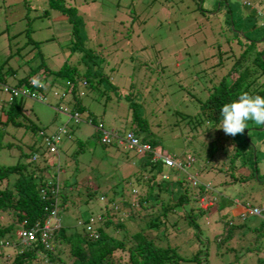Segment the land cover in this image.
I'll list each match as a JSON object with an SVG mask.
<instances>
[{
	"label": "trees",
	"instance_id": "16d2710c",
	"mask_svg": "<svg viewBox=\"0 0 264 264\" xmlns=\"http://www.w3.org/2000/svg\"><path fill=\"white\" fill-rule=\"evenodd\" d=\"M248 1L251 2V0ZM203 3L204 0H201L199 13H202L207 21L211 15L218 17L219 12L222 15L223 25L219 24L218 27L215 25L213 31L209 29V34L206 32V35L203 34L197 38L200 41L215 42L214 44L211 42L209 46L212 48L211 56H216V59L214 62L202 64L195 72L203 81L202 90L205 92L204 98L198 100L196 114L199 117L196 118L193 114H180L179 118L188 123L190 129L200 127L201 120L210 129H219L222 121L220 110L225 103L237 100L242 92H248L253 96H264V24L259 23L254 10L246 4H241L240 18L236 19L237 24L234 26L235 22H233L232 11L227 0H215V3L206 8L202 7ZM47 6L62 14L70 22L71 30L67 51L68 56L75 53L74 59L68 63L66 60L68 58H66L56 69H50L37 52L39 58L34 59V62L32 58L36 54L23 61L27 71L21 74L18 73L20 63L16 66L5 64L9 57L8 53L6 58L0 61V93L5 94L2 90L3 86H6L7 90L26 88L28 91H44L45 88H50L58 102L65 100L66 105L69 106L68 109H75L77 112L86 110L82 103L84 94L98 92V96L104 94L106 99V93H112L113 100L124 104L125 110L130 114L132 124L126 123L122 129L131 131L140 143L147 144L150 152L154 148L160 154H168L160 150L157 137L154 136L152 128L148 127L147 119L143 116L142 102L146 100L142 90H140L141 97L137 101L132 84H129L124 91L109 81L106 69L103 71L102 57H99L92 48L84 45L86 38L83 31L79 30L82 22L75 14L73 7L66 5L65 0H47ZM217 22L218 19L216 24ZM242 22L248 23V26L241 31L242 27L244 28ZM205 24L207 25V22ZM256 24L259 25L261 31L254 29ZM193 31H198L197 26ZM207 36L208 39H206ZM34 44L36 46V42ZM200 60L207 59L202 57ZM107 63L108 60L105 64ZM137 64L138 71L142 69L141 66L144 63L139 61ZM160 67L165 68L166 65ZM180 71H182L181 68L175 74ZM34 80L38 83L34 84ZM157 88L160 89V86H155V91ZM161 94L156 93L152 97L158 99L161 98ZM26 98L28 96L20 93L9 100L6 94L3 99H0V147L14 144L8 140L5 142L1 140L3 134L6 133V126L21 129V135L27 134L30 140L26 145L27 151L23 148V141L15 143L18 149L16 162L0 164V214L3 217L0 220V240L7 243L6 245L0 244L1 264H34L35 262L42 264H212L209 250L218 254L222 253L224 251L221 250L223 241H228L231 237L233 239L238 229L250 225L246 219H243L245 216L234 220L228 212L217 211L215 220L220 223L219 231L214 232L212 237L205 232L202 237L200 233L198 217L206 221L209 207L206 209L199 207L198 199L201 196L210 199L213 195H217L216 192L220 191L218 186L221 185L210 184V181L203 177L205 171L227 173L234 181H242L254 175L256 159H253V145L248 137L242 140L239 137V140L234 143V137L227 135L230 139L229 144L228 142L224 144L227 151L218 152L214 156L207 151L201 161H197L198 156L192 153L186 152L181 157L172 153L179 163V168L164 165L159 158H148L147 153L137 158L135 149L123 146L125 150L134 151V156L140 166L138 167L145 168L149 173L144 179L146 184L144 195L138 197L136 202H132L129 198L123 197L120 189L118 192L113 190L112 187L118 184L115 182L111 185V193L104 198L101 205L98 204L99 213L92 215L94 218L91 219V226L95 237L84 228L85 223L88 222L87 216H80L76 220L78 230L63 227L61 224L54 228L49 239L50 249L43 248L37 241L33 242L32 246L31 243L28 245L21 243L15 233L16 230L20 226L28 227L35 221L40 222L53 204L60 209L68 200L67 193L74 184L67 178H56V172L53 169L49 171L46 166L38 167L32 162L39 156H45L43 152L46 133L42 126L35 124L25 114L23 99ZM55 109L63 111L66 107L56 104ZM174 112L178 113L176 110ZM86 117L84 120H89L92 127L100 122L89 112ZM248 124V129L254 130L262 126L263 129L260 132L264 131V125H256L252 121ZM198 131L204 133L206 128H199ZM91 136L100 145L104 144L100 141L101 131L99 129L93 130ZM208 136L210 138L211 134ZM63 137L68 138L69 133H62L60 140ZM110 143L114 144V147L119 146L111 140L106 144ZM185 155L191 157L189 162L184 160ZM184 163H187V166ZM247 165L251 171L246 175L235 173V168ZM163 166L169 171L164 172ZM178 170H181L184 175L195 174L197 184L195 186L189 184V186L186 184L188 180L182 179V183L179 179L170 178V175ZM163 173H166L165 178H162ZM138 178H141V175ZM206 183L209 186L207 188ZM174 185L177 187L173 188ZM54 187L56 190L52 193L51 189ZM92 189L86 190L85 193L83 191L86 198L90 199L98 187L95 186ZM106 194V191H99L97 199L98 196L103 198ZM222 200L224 199L219 200L218 208L223 207ZM249 205L250 207L255 206L253 203ZM260 225H264L263 218H258L256 228ZM188 231L195 239L194 244L191 242L193 237L189 236ZM13 237L16 239L14 243ZM252 238L244 244L243 252L247 254L248 251L259 250ZM16 245L19 247L17 248ZM187 245L194 247L187 252L184 250ZM4 247L10 251H4L2 249ZM232 248L233 244L225 250L230 251ZM4 260L7 263H4ZM256 264H264V259H257Z\"/></svg>",
	"mask_w": 264,
	"mask_h": 264
},
{
	"label": "rangeland",
	"instance_id": "374dc122",
	"mask_svg": "<svg viewBox=\"0 0 264 264\" xmlns=\"http://www.w3.org/2000/svg\"><path fill=\"white\" fill-rule=\"evenodd\" d=\"M227 1L231 11L234 12L231 14L235 22L237 18H240L239 12L242 10L243 0ZM213 3L215 0H204L202 7H209ZM65 4L73 7L75 14L79 16L82 22L79 30L83 31L86 38L84 45L92 48L99 57H102L104 62V69H102L103 71L106 69L109 81L124 91L129 84H132L137 101L141 97L140 90H142L146 100L142 102L143 116L147 119L148 127L152 128L154 136L157 137L160 150L168 154L173 153L177 157H181L186 152L192 153L198 156L197 161H201L207 151L211 156L227 151L224 144L226 142L229 144L230 139L223 130L210 129L202 120L200 127L190 129V125L179 118L180 114H193L194 117H199L196 114L198 100L204 98L205 92L202 90L203 81L195 72L202 64L214 62L216 56H211L212 48L209 44L211 45L212 41H200L197 38L203 34L206 35L210 28L213 31L215 25L216 27L219 24L223 25L221 12L217 14L218 17L211 15L207 21L203 14L199 13L201 0H65ZM259 4L261 6L263 2ZM235 6L239 7L237 11ZM236 24L235 22L234 26ZM242 24L244 28L242 27L241 31L248 26L246 22ZM195 26L198 31H193ZM258 26L256 24L254 29L258 30ZM70 28V22L62 14L48 8L47 0H0V61L9 53L5 64L16 66L20 63L18 73L21 74L27 71L23 61L36 54L32 58L34 62L39 58L37 52L50 69H56L66 58L69 63L75 56V53L68 56L67 51ZM208 38L207 36L206 39ZM214 43L213 41L212 44ZM202 57L207 60H200ZM107 60L108 63L105 64ZM139 61L144 64L141 66L142 69L137 71ZM161 65H166V67L162 68ZM180 68L182 71L175 74ZM8 82L11 81L8 80ZM158 85L160 89L157 88L155 91L154 87ZM178 85L180 87H177ZM51 91L50 88H45L43 102L29 98L23 99L25 114L35 124L42 126L46 134L64 126L69 137L58 140L57 158L56 154L47 153L32 162L38 167L46 166L49 171L55 170L58 166L61 170L59 175L64 179L67 178L68 181H73L74 184L67 193L68 200L58 209L57 216L63 227L78 230L77 218L99 213L98 204L101 205L104 198L111 193V185L115 182L118 184L112 187L113 190L118 192L120 189L123 197L136 202V199L144 195L146 191L144 179L149 173L145 168H139L133 150H125L126 148L122 145L114 147L112 143L103 145L97 143L91 136L96 128L85 120L74 123L67 116L70 109L65 100L58 102ZM155 92L159 95L162 93L161 98L152 97L156 94ZM97 94L98 92H89L82 96V103L86 108L82 111V116L89 112L92 117L99 119L105 128L122 129L126 123L132 124L129 111L125 110V105L120 101L113 100L112 93H106V99L104 94L100 96ZM4 97L5 94L0 93V99ZM56 104L65 106L67 110L55 109ZM175 110L178 113L175 114ZM5 128L6 133L3 134L1 140H4L3 142L8 140L14 144L0 147V164H12L18 159V149L15 143L23 141V148L27 151L26 145L30 140L27 134L21 135V129L11 126ZM199 128H206V132L201 133L198 131ZM208 134H211L210 138ZM261 134L262 132H256V135L260 137ZM239 137L242 140L246 136L244 134L232 137L234 143L239 140ZM249 138V142L253 145L252 139ZM255 147L258 149V146ZM43 153H46L45 149ZM137 155L138 158L141 157ZM185 157L188 159L190 156ZM163 171L168 172L169 169L163 166ZM242 172L248 173L246 170ZM139 175L141 178H138ZM185 177L186 175L181 170L170 175V178L179 179L180 182L182 179L186 180ZM207 177L205 175V178ZM218 180L220 179L212 180L214 185L218 184ZM252 181H254L253 178ZM212 182L210 181V184ZM186 184L189 185L190 182L187 181ZM95 186L98 190L90 199L86 198L85 191L93 190ZM230 186V184L222 183L218 186L219 192L234 194L237 190L234 186ZM175 187L177 185L173 188ZM99 191H106L107 194L103 198L98 196L97 199ZM132 197L135 199L133 200ZM213 197L204 200L203 203L205 207L210 203V207L213 206L212 211L216 209L219 199L217 197L214 200ZM260 204H264V198ZM0 215V220H2V214ZM215 215V212L208 213L206 221L198 217L202 237H204V232L210 237L214 232L219 231L220 223L215 220ZM261 229L259 234L246 231V228L238 229L236 239L223 241L221 250L224 251L222 253L218 254L209 250L212 264H256L257 259H264V254L260 252L264 244V228ZM188 233L190 237H193L189 231ZM184 234L186 235L185 232ZM251 237L259 250L248 251L247 254L243 252L244 244ZM12 241L14 243L16 239L13 237ZM191 242L195 243L194 237ZM232 244V250H225ZM16 247L19 246L16 245ZM193 247L187 245L184 250L188 252ZM2 249L10 251L6 247ZM3 262L7 263L6 260ZM34 264L42 263L35 262Z\"/></svg>",
	"mask_w": 264,
	"mask_h": 264
},
{
	"label": "clouds",
	"instance_id": "9594fccd",
	"mask_svg": "<svg viewBox=\"0 0 264 264\" xmlns=\"http://www.w3.org/2000/svg\"><path fill=\"white\" fill-rule=\"evenodd\" d=\"M241 4H246L249 7H251L254 10L257 19L259 20V23L261 25L264 24V20H262V17L264 16V12L261 10L260 7H258L257 3H253L252 1L249 2L248 0H243L241 2ZM33 83L36 84L38 82L36 80H34ZM34 92H36L38 94V96L40 97V99H38L37 97L36 98H32V97H29V96H28V98L34 99V100H37V101H40V102H43V100H44V94H43V92L44 91L41 90V91H34ZM66 110L67 109H64L63 111H66ZM67 116H68V118L72 119L74 123L79 122V121H84V118H87L86 115L85 116H82V112H77L75 109L74 110H70V113L67 114ZM220 116L222 117V121H221V124H220V126L218 128L219 129H222L223 132L225 133V135H228V136H231V137H236L237 135H243V134H245V131L249 127V124H248L249 121L254 122L256 125H264V96H261V95H255V96H253V95H250L248 92H242L239 95V97H238L237 100L232 101L230 103H225L222 106V108L220 110ZM85 122H87L89 124V120H87ZM93 127H95L96 130L99 129L101 131L100 141L103 142L104 144L108 143L111 140V141L115 142L119 146L120 145L126 146L123 137L125 136L126 132L132 133L131 131L126 130V129L125 130H123V129H120L119 130V129H117V127L116 128H105L102 125L101 122H98L96 124V126H93ZM52 132H54V133H52ZM52 132H51V134H46V136L44 138V148L46 150V153H44V154H47V153L56 154L57 153V143H59V141H60L61 134L62 133H65L67 131L65 130L64 126H62V127H58L55 131L53 130ZM55 135L57 136V140L53 143L54 151H50L49 150V145L46 144L45 139L49 140L50 136H55ZM132 135L139 142L138 138L133 133H132ZM153 152H156L154 150V148H153V150L151 152H150V150H148L145 153L144 152H142V153L136 152V153L139 154L141 157L144 156V155H146V153H147L148 154V158L158 159V158H152L151 157V155H152ZM156 153L157 154H160L158 152H156ZM137 154H136V156L138 158V155ZM33 155L36 156L35 154H33ZM160 155L169 156V157L173 158L175 162H178L177 160H175V157H173L172 154H163V153H161ZM185 156H187V155H185ZM56 158H57V154H56ZM189 158L191 160V157H189ZM184 160H186L188 162L190 161V160H187L186 157H184ZM162 163L164 165H166L163 161H162ZM184 164L187 166V163H184ZM54 171L56 172V178L61 177L59 175L61 173V170H60V168H58V166L55 168ZM165 177H166V173H163L162 174V178H165ZM185 179L188 180L190 182V184L193 185V186H195L197 184V179H196L195 174H187L186 177H185ZM192 180L194 181L193 183H192ZM205 187L206 188L209 187V186H207V183H206V186ZM54 188L51 189V192L52 193L55 192V190H56V188L55 189ZM99 198H102V197H99ZM213 199L216 200V197H213ZM204 200H209V199H205L202 196L199 198V203H198L199 207H201L203 209H206V208L209 207V212L208 213H210V212H217L218 204L216 206V209H214L212 211L211 209L213 208V206L210 207V203H209V206H206L205 207V205L203 204L205 202ZM217 202L219 203V200ZM255 205H263V204L257 203ZM53 207L55 208L56 225L51 229V235H52V231L54 230V228H56L57 226L60 225L59 220H58V216H57V212H58V209L59 208H58L57 205H54V204L52 205L51 208H53ZM249 207H250L249 203L248 204L246 203L244 205L245 213L241 214L239 218H243L245 216L244 214L254 215V214H251V213H248L247 212V209ZM51 208H49V210ZM48 211H47V213H48ZM47 213L43 217V219L46 218ZM255 216L264 219V214L255 215ZM96 217L98 218V216H96ZM87 218H88V222L85 223L84 228H85V230L90 231V233L95 237V232L93 231V227L91 226V219H93L94 217L91 214V215H87ZM41 221L40 222L38 221V222L41 223ZM50 221L51 222H54V220H50ZM77 223H78V221H77ZM51 235H50V238H51ZM237 235L238 234H236V232H235V234L233 235V239H236ZM32 243L33 242H31V246H32ZM0 244L6 245L7 243L5 241H1L0 240Z\"/></svg>",
	"mask_w": 264,
	"mask_h": 264
},
{
	"label": "crops",
	"instance_id": "0c3cea01",
	"mask_svg": "<svg viewBox=\"0 0 264 264\" xmlns=\"http://www.w3.org/2000/svg\"><path fill=\"white\" fill-rule=\"evenodd\" d=\"M253 3H257L258 7L261 8V10L264 12V0H251ZM263 4L260 6L259 3ZM236 11L238 10V7L235 6ZM234 13V12H231ZM236 13V12H235ZM257 19V17H256ZM263 127H259L256 129H247L246 130V137H250L252 139V142L255 144V146H258V149H256L255 146L253 149V159H256L255 163H254V175H253V179L254 181H252V178L249 176V178L251 179H245L242 181H234L232 180V178L230 176H228L227 173H222L221 172H214L212 170L209 171H205L204 173V177L205 175L208 176L206 179L210 180L212 182V180L216 179H220L218 180V184H222L225 183L230 184L231 186H234V188H236L234 194H225V192H216L217 195L215 196L216 198L218 197L221 201V198H223V207H217V211L219 212H228L230 214V216H232V219L236 220L240 217L241 214L245 213V208L244 205L247 203H253V204H257V203H261L262 199L264 198V138H262V136L264 135V131L261 134V137L256 135V132H260L262 131ZM249 138V139H250ZM253 144V145H254ZM257 144V145H256ZM257 151V152H256ZM256 152V153H255ZM262 161V162H261ZM260 165V166H259ZM226 169V166H223ZM245 166L242 167H237L235 168L236 172H238L239 174L242 173V175H246L247 173H244L242 171L246 170L248 172L249 168L248 165L246 166V169L244 168ZM258 168H259V172H258ZM225 172H227V170H225ZM228 182V183H227ZM214 183V182H212ZM230 186V187H231ZM222 191V190H221ZM234 192V191H232ZM245 215V214H244ZM258 218L256 216H252V215H245V217L243 219H246L247 223H249L250 225L246 228V231H251L252 233H260V230H262L261 228H264V225H260L259 227L256 228V223L258 222ZM256 228V231H255ZM262 232V231H261ZM247 233V232H246ZM260 252H262V254H264V244L261 247Z\"/></svg>",
	"mask_w": 264,
	"mask_h": 264
},
{
	"label": "built area",
	"instance_id": "2783aa9c",
	"mask_svg": "<svg viewBox=\"0 0 264 264\" xmlns=\"http://www.w3.org/2000/svg\"><path fill=\"white\" fill-rule=\"evenodd\" d=\"M262 20H264V16L262 17ZM3 92L7 95V99L9 100L12 96H16L17 94H23L32 98H38V94L34 91H28L26 88H19L18 89H10L7 90L6 86L2 87ZM125 141V145L129 148L135 149L137 152L142 153L144 151H148V145L142 144L137 141V139L132 135L130 132H126L125 136L123 137ZM57 140V136H50L49 140L45 139V142L47 145H49V150L54 151L53 143ZM152 158H160L166 165L168 166H174L175 168H179V163L175 162L173 158L169 156H164L157 154L156 152H153L151 155ZM187 160H190L188 157ZM194 181L192 180V183ZM248 213L254 214V215H261L264 214V204L263 205H255L252 207H249L247 209ZM50 220H54V222H51ZM56 225V219H55V208H51L46 218H44L41 223L38 221H35L32 225L28 227L20 226L19 229L16 231L17 236L19 237V241L23 244H30L31 242H38L40 243L44 248H50L49 245V238L51 235V229Z\"/></svg>",
	"mask_w": 264,
	"mask_h": 264
}]
</instances>
